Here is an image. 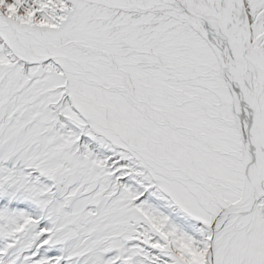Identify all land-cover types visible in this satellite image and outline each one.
I'll return each mask as SVG.
<instances>
[{"label":"snow or ice","instance_id":"obj_1","mask_svg":"<svg viewBox=\"0 0 264 264\" xmlns=\"http://www.w3.org/2000/svg\"><path fill=\"white\" fill-rule=\"evenodd\" d=\"M0 264H264V0H0Z\"/></svg>","mask_w":264,"mask_h":264}]
</instances>
